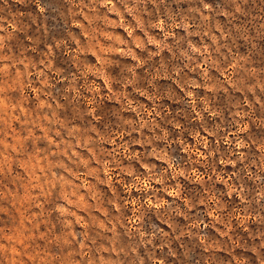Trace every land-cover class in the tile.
I'll list each match as a JSON object with an SVG mask.
<instances>
[{"label": "rangeland", "instance_id": "1", "mask_svg": "<svg viewBox=\"0 0 264 264\" xmlns=\"http://www.w3.org/2000/svg\"><path fill=\"white\" fill-rule=\"evenodd\" d=\"M0 264H264V0H0Z\"/></svg>", "mask_w": 264, "mask_h": 264}]
</instances>
